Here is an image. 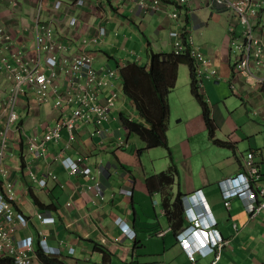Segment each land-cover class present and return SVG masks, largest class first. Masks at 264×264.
Returning <instances> with one entry per match:
<instances>
[{
	"label": "crops",
	"instance_id": "crops-1",
	"mask_svg": "<svg viewBox=\"0 0 264 264\" xmlns=\"http://www.w3.org/2000/svg\"><path fill=\"white\" fill-rule=\"evenodd\" d=\"M18 1L13 6L10 0H0V25L11 33L14 49L22 48L31 61L38 53L32 44L39 0ZM63 1V9L54 13L51 0H47L41 21H52L55 31L65 39L72 32L70 14L79 17L82 36L97 35L104 27L106 37L88 46L96 67L114 68L124 60L147 71L150 50L173 52L170 32L182 27L210 59L200 90L211 106L216 136L232 146L210 140L202 108L191 90L189 105L188 97L180 96L178 121L173 120L174 108L170 107L169 148L146 149L141 137L129 133L122 117L136 118L138 112L124 95V103H118L104 124V136L92 135L93 123L78 121L76 139L70 145L66 146V129L53 143L58 156L39 151L35 157L27 151V138L40 137L43 128L62 111L54 106L55 96L42 102L26 87L19 101L21 129L12 134L14 142L6 157L16 190L15 207L29 220L27 227L18 228L16 238L32 235L36 249L45 238L50 249H60V254H45L57 256L65 264H192L178 233L191 223L183 197L199 191L217 221L216 228L227 240L216 264H264V210L250 216L247 199L242 196L233 197L226 206L221 187L224 179L242 172L249 151L255 153L262 175L259 185L264 187V83L234 68L236 53L228 34L233 12L211 7L210 0H191V6L180 8L179 18L174 20L169 15L174 6L167 2L148 11L141 8L139 0H86L77 6L73 5L75 0ZM255 24L258 32H264V6ZM137 73L136 69L124 72L129 85ZM183 77L190 81L186 64L178 70V79ZM10 86V77L0 69L1 99L7 97ZM127 101L135 111L125 109ZM135 120L147 124L142 118ZM118 137L127 139L122 148L115 146ZM79 154L88 155L87 165L97 174L102 197L87 188L89 179L71 174L62 165L63 157ZM31 171L47 178V184L34 181ZM123 189L132 190V194L123 193ZM39 211H48L54 221H41ZM122 218L131 227L130 233L121 228L118 221ZM168 228L164 235H158ZM213 259V254H197L194 264H210ZM37 260L36 264H43Z\"/></svg>",
	"mask_w": 264,
	"mask_h": 264
},
{
	"label": "built area",
	"instance_id": "built-area-1",
	"mask_svg": "<svg viewBox=\"0 0 264 264\" xmlns=\"http://www.w3.org/2000/svg\"><path fill=\"white\" fill-rule=\"evenodd\" d=\"M47 0H39L35 16V38L32 47L38 52L31 61L26 59L22 48L14 49V39L11 33L0 25V69L4 70L11 79V86L5 99L0 98V256L10 257L16 264H36L38 249L34 246L33 236L17 239L15 234L20 226L27 227L28 218L15 207L16 190L10 179L6 157L12 147V134L21 129V113L19 110L20 97L26 93V87L34 90L39 101H49L55 96L54 106L61 110L59 117L47 124L41 136L30 135L27 138V151L35 157L38 152L57 154L53 143L61 138L62 131L67 130L70 145L76 139V124L78 121L93 123L96 128L92 135L104 136L105 122L109 121L110 113L117 106L121 94L124 96V77L122 71L127 66L126 61L119 60L116 67H96L93 52L88 48L90 44L98 43L106 37V30L101 27L97 35L82 36L79 30L80 19L70 14L68 25L72 29L67 39L58 35L52 21H41V15ZM86 0H75L74 6L82 5ZM13 6L18 0H10ZM54 13L63 9V0H51ZM164 2L172 3L174 9L170 17L178 20L179 9L191 6V0H139L144 10H157ZM209 5L220 10H230L234 19L228 27L230 45L234 49V68L239 74L252 76L256 82L264 83V32H258L255 20L259 10L264 6V0H210ZM69 5L68 8H71ZM66 9L65 11L69 9ZM69 14L66 16L68 17ZM172 47L175 54L183 53L186 43L189 44L192 57L195 59L197 83L203 88V79L208 73L210 59L205 56L201 47L194 43L192 36L179 27L170 32ZM214 72V71H213ZM255 73V75L253 74ZM70 111V112H69ZM130 115L129 119L137 117ZM127 139L118 137L115 142L117 148H122ZM58 156V154L56 155ZM88 155L79 154L77 157H63L62 165L75 175H82L91 183L87 188L94 190L96 196L102 197L99 187L100 181L95 171L87 165ZM243 170L234 177L221 182L226 206H230L233 197L242 196L247 199L246 209L250 216H258L264 210V187L259 185L261 171L255 153H246ZM99 173L100 171L97 170ZM32 179L41 186L47 184V178H40L31 171ZM237 181L231 189L226 183ZM244 185V186H243ZM123 193L132 194V190L123 189ZM195 192L183 197V203L193 199L197 203L195 211L185 209L190 225L178 233V239L186 250L192 264L196 262L197 254L214 255L210 264H216L221 258L222 249L227 240L216 228L217 221L208 208L202 209L206 199ZM200 206V207H199ZM38 218L43 221H54L48 211H39ZM122 229L132 231L126 219H119ZM126 225V227H125ZM168 229L158 232L164 235ZM131 230V231H128ZM196 233H198L197 236ZM132 236V235H131ZM45 237V236H44ZM40 247L44 253L60 254V249H50L45 238L40 240ZM67 247V246H66ZM68 250H72L67 247Z\"/></svg>",
	"mask_w": 264,
	"mask_h": 264
},
{
	"label": "trees",
	"instance_id": "trees-1",
	"mask_svg": "<svg viewBox=\"0 0 264 264\" xmlns=\"http://www.w3.org/2000/svg\"><path fill=\"white\" fill-rule=\"evenodd\" d=\"M185 43L187 47L180 54L174 52L161 53L151 49L147 71L140 64H127L122 71L124 95L134 102L138 116L144 119L148 125L123 116L125 126L129 133L137 134L146 142V149L159 146L169 148L166 139L170 122L169 94L176 86L180 65L186 64L190 70L192 93L202 108V115L210 140L215 144L231 147L230 142L221 140L216 136L217 125L212 116V109L198 86L195 59L192 57L189 44L186 41ZM134 69L139 75H135L134 82L129 85L124 72ZM156 105L159 106L158 109ZM38 257L43 264H65L59 257L45 254L40 246L38 247ZM0 264L16 263L10 257L0 256Z\"/></svg>",
	"mask_w": 264,
	"mask_h": 264
},
{
	"label": "rangeland",
	"instance_id": "rangeland-1",
	"mask_svg": "<svg viewBox=\"0 0 264 264\" xmlns=\"http://www.w3.org/2000/svg\"><path fill=\"white\" fill-rule=\"evenodd\" d=\"M234 50V49H233ZM123 51V50H122ZM122 56H124V54H122ZM125 56H127V55H125ZM264 73V72H263ZM190 81H191V78H190ZM190 81L189 80H187V78H185V77H183V78H179V79H177V82H176V87L174 88V90L172 91V92H170V94H169V104H170V107H171V105L173 106V108H174V111H173V115H172V118H173V120L174 121H178V118L179 117H177L176 116V111H177V108L178 107H181V99H180V96L181 95H186L188 98H187V100H186V106L187 105H189V101H191V98L193 97L192 95H191V84H190ZM124 83V82H123ZM121 94V97L118 99V103H124V101L122 100L123 98H122V96H123V94L122 93H120ZM153 96H155L154 94H153ZM156 97V96H155ZM122 98V99H121ZM183 98V97H182ZM157 99V98H156ZM184 99V98H183ZM185 100V99H184ZM192 101H194V100H192ZM129 101H127V103H128ZM118 103H117V105H118ZM128 106L127 107H125V109H127V110H132L133 109V107L131 106V104H127ZM156 107H157V109L159 108V106L158 105H156ZM115 108V107H114ZM133 111H135L134 109H133ZM154 111H155V109H154ZM170 113H171V111H170ZM169 129H170V122H169ZM168 129V130H169ZM124 134H125V132H124ZM133 139V138H132Z\"/></svg>",
	"mask_w": 264,
	"mask_h": 264
},
{
	"label": "clouds",
	"instance_id": "clouds-1",
	"mask_svg": "<svg viewBox=\"0 0 264 264\" xmlns=\"http://www.w3.org/2000/svg\"><path fill=\"white\" fill-rule=\"evenodd\" d=\"M237 184H238V182L234 180L233 182L226 183V186L228 188L233 189V188H235L237 186ZM201 207H202V209L206 210L208 208L207 202H205L204 204H201ZM195 208H197V203L193 199H191L189 201V203L184 204V209H186V210H188L190 212H191V210L195 211Z\"/></svg>",
	"mask_w": 264,
	"mask_h": 264
}]
</instances>
